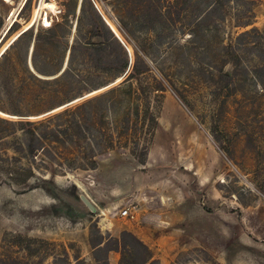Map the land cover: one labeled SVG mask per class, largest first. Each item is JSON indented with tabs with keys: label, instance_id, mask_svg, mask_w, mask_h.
Returning a JSON list of instances; mask_svg holds the SVG:
<instances>
[{
	"label": "rangeland",
	"instance_id": "rangeland-1",
	"mask_svg": "<svg viewBox=\"0 0 264 264\" xmlns=\"http://www.w3.org/2000/svg\"><path fill=\"white\" fill-rule=\"evenodd\" d=\"M26 1L0 0V51L45 2L56 12H48L52 25L46 27L41 9L36 23L0 56V119L41 122L127 77L111 83L118 78L110 70L113 61H121L124 53L102 15L128 47L130 69L136 48L139 69L145 60L164 84L165 91L152 100L159 117L168 113L162 124L159 120L147 154L136 153L133 143L117 145L97 156L95 168H66L63 174L55 173L60 167L54 161L60 160L45 156L48 169H37L25 185L11 183L5 174L25 133L1 122L0 246L6 235L44 238L52 242L43 248L45 264H76L78 257L88 264H264L263 86L239 75L233 86L223 88L228 79L222 77V71L233 69L225 48L242 54L241 68L259 63L253 37L244 33L264 32V0ZM131 83L137 87L146 80ZM183 110L197 122L191 136L190 129L174 128L166 117ZM203 141L222 158L200 186L186 165ZM80 144L87 150L90 142L85 138ZM151 150L152 165L144 166ZM173 169L179 170L173 176L176 192L166 184ZM197 190L205 196L194 202ZM81 194L93 201L96 212ZM169 195L184 205L187 221L179 219L177 207L169 213ZM127 207L134 219L121 215Z\"/></svg>",
	"mask_w": 264,
	"mask_h": 264
},
{
	"label": "trees",
	"instance_id": "trees-1",
	"mask_svg": "<svg viewBox=\"0 0 264 264\" xmlns=\"http://www.w3.org/2000/svg\"><path fill=\"white\" fill-rule=\"evenodd\" d=\"M244 35L253 37L251 48L259 51L257 55L259 63L256 62L251 68H241L242 54L225 48V54L229 56V63L233 64V69L231 73L222 71V77L228 79V84L223 88H230L234 85L235 79H240L239 75H243L244 81L253 79L256 85L260 83L264 92V79H260V77L264 78V32L252 29L246 31ZM113 38L120 45L124 56L121 61H113L110 70H113L118 78L111 83L127 75L118 85L41 122L0 119V123L10 124L14 126V129L16 128L17 132L20 130L25 133V139L17 141V146L13 148L14 152L19 155L13 157L15 162L12 168L8 169L9 173H5L9 174L7 176L11 183L25 185L34 177L37 169H48L45 156L51 160H60L54 161V164L60 167L55 173L63 174L66 173V168H95L97 156L117 145L126 146L133 143L132 148L136 153L147 154L159 124V110L154 109L152 97L157 100L165 91V86L151 73V68L145 60L142 59L144 69H139V53L136 48L137 59L130 69L131 55L126 45L115 34ZM99 46H104V44ZM243 48L246 49L247 46ZM142 78L146 80V85L138 84L136 87L131 83L133 79L139 82ZM56 117H62L63 123H53L52 120ZM109 118L111 126H109ZM85 138L90 142L87 150L80 144V140ZM45 151L52 152L54 157L46 155ZM23 159L27 161L26 165L23 164ZM125 233L134 236L150 251L148 246L133 233L129 231ZM51 243L44 238L29 235H6L0 246V264H45L43 248ZM76 260V264H88L79 257Z\"/></svg>",
	"mask_w": 264,
	"mask_h": 264
},
{
	"label": "crops",
	"instance_id": "crops-1",
	"mask_svg": "<svg viewBox=\"0 0 264 264\" xmlns=\"http://www.w3.org/2000/svg\"><path fill=\"white\" fill-rule=\"evenodd\" d=\"M169 101L170 100L167 98L165 101V106L168 105ZM166 113H168V111H164L163 114L161 115V117H159V120L161 122L160 124H162V120H163L164 115ZM166 117H168L169 119H172L174 128H177V127L183 125V126H186L185 128L190 129V131H191L189 134L190 136L194 132V127L195 128L197 127V122L195 121L194 117L192 115H190L188 112H186L185 110L179 111L177 115L167 114ZM195 150H196L195 151L196 157H194L195 154H193L192 161H191V163H188V165H186L187 166L186 168L188 170V173L190 175H193L196 178V180L198 181V185L203 186L204 184H206L205 180H207V178H208L206 176V171L212 169V167H217V165L219 164V161L222 157L220 156V153L217 150V148L213 145L211 147L210 142H208V141L199 142V144L195 148ZM211 158L214 159L215 160L214 162H217V163H214V162L210 163ZM152 160L153 159H152V150H151L144 166H151ZM172 171L174 173H173V175L168 176V178H167L168 182H166V184L168 183L169 188H171L174 192H176L175 190L177 189L178 184H177V182H175V179L173 178V176L174 177L177 176V172L179 170L173 169ZM196 195L197 196L191 197L194 202L199 200L200 197L204 198V196H205L204 193H201L200 190H197ZM169 196H170L169 201L171 203V206H173L170 209L169 213H171V215L176 213V211L174 209L177 207L179 209V210H177V213L179 212L178 215H181L179 217V219H184L187 221L189 214L185 210L184 205L179 206L177 198L174 196H171V195H169ZM146 197L147 196L145 195V197H143L142 199H146ZM189 198L190 197H188L187 200ZM194 198H196V199H194ZM183 200H185V196H183ZM171 220H172V217H171ZM172 222H173V220H172ZM202 243H204V241H202Z\"/></svg>",
	"mask_w": 264,
	"mask_h": 264
},
{
	"label": "bare ground",
	"instance_id": "bare-ground-1",
	"mask_svg": "<svg viewBox=\"0 0 264 264\" xmlns=\"http://www.w3.org/2000/svg\"><path fill=\"white\" fill-rule=\"evenodd\" d=\"M25 1V0H24ZM24 4V3H23ZM43 10L44 11V14H43V16H42V18H40L41 20H42V25L43 26H51L52 25V21H51V18H50V16H49V14H48V12H56V6L53 4V3H51V2H45L43 5H41V7H40V10ZM39 10V11H40ZM38 11V12H39ZM38 12H37V14H36V12H35V14H34V17L31 19V21L29 22V23H27V25L24 27V29L23 30H21L20 32H18L17 34H15V36L10 40V42L9 43H7L4 47H3V49H1V51H0V56L6 51V49L9 47V45H11V43L12 42H14L20 35H21V33L22 32H24V31H27V30H29L35 23H36V21H37V18H38ZM16 15H17V12L16 11H14L13 13H12V21L15 19V17H16ZM104 17H105V19H106V21H107V23H109V25L112 27V29L121 37V35H120V33H119V31H118V29L114 26V24L105 16V15H103ZM39 19V18H38ZM108 25V24H107ZM128 48V47H127ZM129 50H130V52H131V49L129 48ZM132 54V53H131ZM121 78V77H120ZM120 78L118 79V80H120ZM117 80V81H118ZM0 113H3V112H1L0 111Z\"/></svg>",
	"mask_w": 264,
	"mask_h": 264
},
{
	"label": "water",
	"instance_id": "water-1",
	"mask_svg": "<svg viewBox=\"0 0 264 264\" xmlns=\"http://www.w3.org/2000/svg\"><path fill=\"white\" fill-rule=\"evenodd\" d=\"M97 7V6H96ZM98 8V7H97ZM103 16V15H102ZM104 20L106 21L105 17L103 16ZM107 23V21H106ZM108 26L111 28V30L114 32V34L116 35V37L123 43V39L112 29V27L109 25V23H107ZM32 50H33V46L31 48V51H30V66L31 68L33 69L32 67V59H31V56H32ZM67 64L65 65L64 69L66 68ZM82 201L85 203V205L93 212H96L97 211V207L95 206V204L93 203V201L85 194H81L80 195Z\"/></svg>",
	"mask_w": 264,
	"mask_h": 264
},
{
	"label": "built area",
	"instance_id": "built-area-1",
	"mask_svg": "<svg viewBox=\"0 0 264 264\" xmlns=\"http://www.w3.org/2000/svg\"><path fill=\"white\" fill-rule=\"evenodd\" d=\"M121 215L129 219H134L136 216V214L133 212V210L130 207L123 209Z\"/></svg>",
	"mask_w": 264,
	"mask_h": 264
}]
</instances>
